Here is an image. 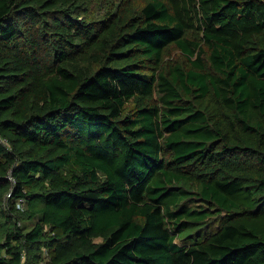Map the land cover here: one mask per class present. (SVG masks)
Returning a JSON list of instances; mask_svg holds the SVG:
<instances>
[{
    "label": "trees",
    "instance_id": "obj_1",
    "mask_svg": "<svg viewBox=\"0 0 264 264\" xmlns=\"http://www.w3.org/2000/svg\"><path fill=\"white\" fill-rule=\"evenodd\" d=\"M89 2L0 0V264H264V0Z\"/></svg>",
    "mask_w": 264,
    "mask_h": 264
},
{
    "label": "rangeland",
    "instance_id": "obj_2",
    "mask_svg": "<svg viewBox=\"0 0 264 264\" xmlns=\"http://www.w3.org/2000/svg\"><path fill=\"white\" fill-rule=\"evenodd\" d=\"M118 0H90L89 7L92 10H96L97 15L103 14L106 10L113 8L117 4ZM181 56V52L178 49L173 50V57L179 58Z\"/></svg>",
    "mask_w": 264,
    "mask_h": 264
},
{
    "label": "built area",
    "instance_id": "obj_3",
    "mask_svg": "<svg viewBox=\"0 0 264 264\" xmlns=\"http://www.w3.org/2000/svg\"><path fill=\"white\" fill-rule=\"evenodd\" d=\"M20 204V203H19Z\"/></svg>",
    "mask_w": 264,
    "mask_h": 264
}]
</instances>
